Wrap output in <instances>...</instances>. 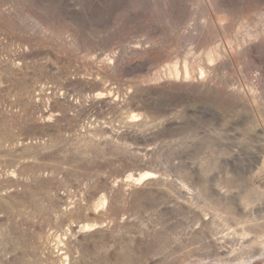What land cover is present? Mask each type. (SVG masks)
I'll use <instances>...</instances> for the list:
<instances>
[{
    "label": "rangeland",
    "instance_id": "1",
    "mask_svg": "<svg viewBox=\"0 0 264 264\" xmlns=\"http://www.w3.org/2000/svg\"><path fill=\"white\" fill-rule=\"evenodd\" d=\"M0 264H264V0H0Z\"/></svg>",
    "mask_w": 264,
    "mask_h": 264
}]
</instances>
